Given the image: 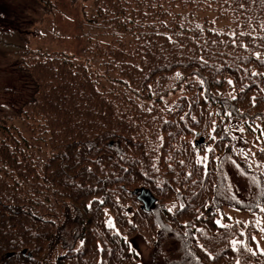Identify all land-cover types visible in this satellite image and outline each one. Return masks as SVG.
I'll return each mask as SVG.
<instances>
[{
  "label": "trees",
  "instance_id": "1",
  "mask_svg": "<svg viewBox=\"0 0 264 264\" xmlns=\"http://www.w3.org/2000/svg\"><path fill=\"white\" fill-rule=\"evenodd\" d=\"M62 1L0 0V59L19 86L0 104V264H145L132 240L150 247L148 264H264L256 224L224 213L264 220V173L232 138L236 123L255 136L264 122V0H67L114 35L88 48L97 77L70 54L31 47ZM183 10L235 28L182 25L172 16Z\"/></svg>",
  "mask_w": 264,
  "mask_h": 264
},
{
  "label": "rangeland",
  "instance_id": "2",
  "mask_svg": "<svg viewBox=\"0 0 264 264\" xmlns=\"http://www.w3.org/2000/svg\"><path fill=\"white\" fill-rule=\"evenodd\" d=\"M85 10L86 16L91 18L93 15L92 8L87 6ZM86 16L80 7H75L69 1L63 0L59 4L56 14L49 16L44 24L38 26L40 34L31 40V47L39 52H64L70 54L84 62L89 67L93 76L97 77L98 74L103 75L105 72L100 67L98 60L89 53L88 48L98 42L111 41L114 35L110 34L106 28H100L93 25L92 22H87ZM172 17L180 24L187 26L200 24L207 19L216 28L224 29L228 32H231L235 28L234 23L217 18L216 13L209 10L194 12L183 10ZM12 73H14V70H12L10 63L4 59H0V104H10L19 98L18 91H16L19 86H17L16 77ZM223 94L233 97L236 95V90L230 88ZM15 125L24 135L29 136L22 122H16ZM238 127H243L242 123L238 122L233 126L235 136L242 137V139L237 140L235 151L237 154L240 153L238 156L242 160L251 165L252 170L264 173V164L257 157L261 141L264 140V136H260V129H264V122L261 120L257 121L255 136L239 132L237 130ZM258 136H260V140H257ZM249 149H251V152H249ZM243 153H248L247 157ZM252 153H255V155H252ZM41 156H44V154L42 153ZM233 181H236L234 177ZM239 188H243L240 183ZM224 213L235 220L252 222L254 224H256L257 220H261L262 224H264L262 216L257 213L233 207H225ZM256 239L259 242V247L264 248V233L260 232ZM131 243L141 255L142 262L148 264L150 247L147 244L145 245L134 240Z\"/></svg>",
  "mask_w": 264,
  "mask_h": 264
},
{
  "label": "snow or ice",
  "instance_id": "3",
  "mask_svg": "<svg viewBox=\"0 0 264 264\" xmlns=\"http://www.w3.org/2000/svg\"><path fill=\"white\" fill-rule=\"evenodd\" d=\"M257 59H260L259 54H257ZM176 75H177V77L180 76L179 73H177ZM254 75H257V74L254 73ZM200 83L203 85V83H204L203 80H201ZM229 83H232V81H229ZM233 99H235V97H233ZM227 115L229 117H231L232 113L231 112H228ZM237 130L239 132L243 133L245 129L243 127H238ZM211 131H212V133H215L216 132L215 121H213V127H212V130ZM225 131H227V130L225 129ZM253 131H255V129H253ZM260 136H264V129H260ZM260 136L257 137V140H260ZM210 138L212 140H215L216 139V136L215 135H210ZM232 138L233 139H237V140L242 139V137H232ZM221 139H223V137H221ZM245 143H247V141H245ZM208 151L209 152H212V151H214V149L211 148V147H209L208 148ZM260 151L262 153H264V148H260ZM249 152H251V149H249ZM238 154H240V153H238ZM243 154H244L245 157H247V155H248V153H243ZM252 155H255V153H252ZM206 159H207V157H203L200 160H198L197 162L198 163H203V161L206 160ZM217 159H219V157H217ZM229 159H231V158L229 157ZM231 162L233 163V165H235L237 168H239V165H237L235 161H231ZM220 166L222 167V164ZM249 167H251V165H249ZM189 175H191V173H189ZM253 179L255 180V178H253ZM231 199L236 200V197L235 196H232ZM101 203H102V201H101ZM237 203H240V201L237 200ZM89 207H90V205H89ZM257 207H259V205H257ZM169 211H171V209H169ZM260 211L261 212H264V208H260ZM214 222L220 228L227 229V228H230L231 227V225L223 223V218L216 219ZM239 223H241V222L240 221H237V224H239ZM109 225L110 226H114V225L111 224V222H109ZM255 226L258 227V230L260 232L264 233V224H262L261 220H257ZM241 235H246V233L245 232H241ZM252 240L257 242V248L260 251V254H264V248H260L259 247V242L257 241V239H256L255 236H252ZM231 243L233 245V250L234 251H237L238 252L240 249H239V247H237V245H242L243 247H245V250L246 251L252 253L253 255L256 254V252H254L251 247H248L246 245V243L243 242V241L233 240V241H231ZM201 247H203V246L201 245ZM209 257H210V259H215V257H212L210 253H209ZM237 264H239V262H237Z\"/></svg>",
  "mask_w": 264,
  "mask_h": 264
},
{
  "label": "water",
  "instance_id": "4",
  "mask_svg": "<svg viewBox=\"0 0 264 264\" xmlns=\"http://www.w3.org/2000/svg\"><path fill=\"white\" fill-rule=\"evenodd\" d=\"M205 139L202 138L201 139V142H204ZM197 146L200 147V143L197 142ZM135 193H139V190H136ZM138 198L141 202H143L145 208L147 210H151V208L153 207V205L155 204L156 202V198L154 197V195L150 192V191H147L145 189L141 190L140 193L138 194Z\"/></svg>",
  "mask_w": 264,
  "mask_h": 264
}]
</instances>
